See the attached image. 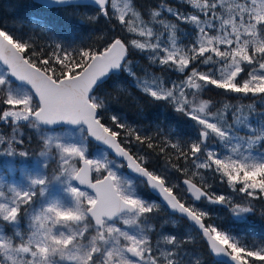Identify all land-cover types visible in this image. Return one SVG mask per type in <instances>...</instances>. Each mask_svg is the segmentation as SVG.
I'll use <instances>...</instances> for the list:
<instances>
[{"label": "snow or ice", "instance_id": "6c2138e0", "mask_svg": "<svg viewBox=\"0 0 264 264\" xmlns=\"http://www.w3.org/2000/svg\"><path fill=\"white\" fill-rule=\"evenodd\" d=\"M182 2L193 11L181 12L167 0L147 13L137 10L133 0H91L98 12L87 20L115 18L136 37L114 36L101 47L55 43L46 53L0 24V122L11 128L10 135L0 133V157L5 158L0 164V264H202L200 256L184 250L195 237L156 231L152 214L159 205L141 195V184L191 222L210 253L222 258L218 264L264 262V244L249 246L231 227L206 225L210 213L195 204H227L238 222L254 212L250 201L233 204L231 197L210 192L208 172L219 174L234 192L264 199V112L256 114L252 104L223 102L217 108L202 98L209 86L264 97V0ZM36 3L68 7L75 0ZM30 22L51 30L43 17ZM180 23L191 25L192 32ZM133 50L147 52L150 65L185 74L184 79L169 85L147 69L138 75L130 59ZM122 73L131 87L153 101L167 102L198 125L196 138L183 143L165 139L159 146L118 115L105 122V113L128 89L116 82L112 91L98 92ZM23 127L37 134V150L23 147ZM242 130L245 134L239 135ZM92 140L126 163L110 160L101 149L99 155L91 154ZM132 140L148 149L159 147L161 153L171 148L186 166L169 161L160 171L149 170L147 156L125 146ZM13 163L21 166L19 183L8 180ZM125 166L134 175L120 174ZM169 167L188 177L181 183L191 205L175 191L179 184L167 175Z\"/></svg>", "mask_w": 264, "mask_h": 264}, {"label": "trees", "instance_id": "16d2710c", "mask_svg": "<svg viewBox=\"0 0 264 264\" xmlns=\"http://www.w3.org/2000/svg\"><path fill=\"white\" fill-rule=\"evenodd\" d=\"M160 2L161 0H133L137 10L143 13H147L150 8L155 7ZM167 3L173 8L176 7L193 11L188 5L180 1L167 0ZM88 7V5L74 4V6L68 7L42 8L34 0H0V24H6L9 29H15L17 34L30 38L38 47H42L46 53L54 49L55 43H62L65 46L71 44L82 47H101L107 40L112 38V35L133 38L131 34L123 31L122 26L118 24L115 18L107 19L100 16L94 22L87 20V16L95 15L98 12V9L95 14L92 11H87L86 9ZM86 12H92L93 14L88 15ZM36 16L43 17L48 22L51 30H43L37 24L31 23V19ZM167 19L177 22L170 15L167 16ZM179 26L188 33L192 32L191 25L180 23ZM50 45L52 48L49 47ZM148 56L147 52H139L136 50L131 52L130 59L138 66L136 68L138 75L143 74L142 69H147L149 72H153L157 76L162 77L166 84L169 85L171 80L181 81L184 79L185 74H181L167 67H161L157 64L150 65ZM198 66L202 71L207 70V66ZM115 78L116 76L111 77L98 94L102 95L104 91H112L114 85L112 79ZM119 78L131 90L128 89L127 94L121 96L120 102L118 104L114 103L110 111L105 113V122L110 123L109 117L111 115H118L122 122H126L133 128H136L142 135L152 136L153 143L159 146H163L165 139L172 140L173 142L176 139H180L183 143L184 141L196 138V129L199 126L195 125L193 121L183 114L175 112L167 102L153 101L138 89L131 87V79L126 74L122 73ZM202 98L211 99L217 108L223 102H228L231 105L242 104L245 106L252 104L255 105V111L260 113L264 112V105L262 104L263 97L261 96L254 97L251 94L244 96L243 94L226 93L224 90L209 86L202 93ZM0 107H3V105H0ZM229 120L231 121V113L229 114ZM21 130L24 132V138L28 139H24L23 147L29 148L30 150H37L39 148V141L36 133L27 127H23ZM0 133L10 135L11 128L0 122ZM121 143L123 144V134ZM125 146L129 147L133 154L147 156L148 164L146 166L150 170L160 171L165 168L169 161L170 163L178 164L180 167L186 166L183 158L176 159V153L171 148L161 153L159 147L148 149L146 144L140 145L134 140H132L131 144ZM108 157L114 159L111 155ZM190 164L191 161H188L187 165L189 167ZM124 169L128 172L126 166ZM167 175L173 183L179 184V188L175 189V191L181 196L180 190L184 189L181 181L188 177L184 173L178 172L170 167L168 168ZM210 181L211 187L208 189L210 192L215 185H218L221 193L230 195L233 204H246L250 201L254 205V212L247 215L246 222H238L231 212L229 205L219 204L217 211L213 212L218 215H212L210 213L209 217L205 219V223L222 226L224 228H233L237 233L243 235L244 241L248 245L251 243L264 244V199H251L244 193L234 192L227 183L221 180L219 174H211ZM143 190L145 196L149 199H157L146 184H143ZM182 199L188 205L190 202H193L187 194ZM161 206V209L155 212L154 217L152 214L153 223L157 225L156 231L158 232V229H162L165 233L177 235L178 238L186 236V228L189 227L187 220L178 215L170 214L164 205ZM162 215L163 217L174 216L179 218V220L176 224L168 222L161 227L160 218ZM184 250L189 256H200L202 258V264H218L210 253L208 244L201 235H199L197 241L186 244ZM263 263L260 262V264Z\"/></svg>", "mask_w": 264, "mask_h": 264}, {"label": "rangeland", "instance_id": "374dc122", "mask_svg": "<svg viewBox=\"0 0 264 264\" xmlns=\"http://www.w3.org/2000/svg\"><path fill=\"white\" fill-rule=\"evenodd\" d=\"M176 1H180V2H182V0H176ZM89 7L86 9L87 11H92V12H94V14L97 12V8L96 7H94V6H91V5H88ZM174 8H176V7H174ZM177 9H179L181 12H192L191 10H184V9H181V8H177ZM92 12H86L88 15H91V14H93ZM96 15V14H95ZM115 35H112V37H114ZM133 38H136V37H133ZM192 37H189V39H191ZM149 55V54H148ZM0 66H2V65H0ZM116 82H120V83H122L123 84V86L124 87H126L127 89H129V90H131L130 88H129V86L127 85V84H125L124 82H122V80L119 78V77H116L115 79H112V83H116ZM172 82H179V81H176V80H171V82H170V84L172 83ZM262 101H264V97H263V99H262ZM263 105H264V103H262ZM255 113L256 114H259L260 112H257V111H255ZM22 131V130H21ZM23 132V131H22ZM245 134V131H241L240 133H239V135H244ZM23 135H24V132H23ZM36 137L38 138V136H37V134H36ZM24 139H27V138H24ZM28 140V139H27ZM212 147L214 148V149H217V150H221L222 151V149H220L219 148V146L218 145H216L215 143H213L212 144ZM98 149H101V150H104V151H106L107 152V154H108V156L110 155L109 153H108V151L107 150H105L104 148H102V147H100V146H98V145H96V144H94L92 141H90V143H89V152L91 153V154H93V155H99V152H98ZM145 156V155H144ZM109 158V157H108ZM110 160H116L117 161V163L118 164H124L123 162H121V161H119L118 159H116V158H114V159H111V158H109ZM4 160H5V158L4 157H0V164H3V162H4ZM11 167L13 168V169H15V171H12L9 175H8V180L11 182V181H15V182H17V183H19L21 180H22V173L20 172V165L19 164H17V163H13L12 165H11ZM127 169V168H126ZM203 171V170H202ZM119 172H120V174H122V175H125V176H129V175H132L129 171L127 172L125 169H124V167H122V168H120L119 169ZM211 174L212 173H210V172H208V173H205V176H206V178H207V182L211 185V181H210V176H211ZM96 176V174L94 173V177ZM138 191L141 193V195L145 198V199H147V200H150V201H154V202H156L158 205H159V209H161V205H163L162 203H161V201L159 200V199H153V198H148V197H146L145 196V194H144V190H143V184H141V185H139V187H138ZM181 192H180V195L182 196V197H185V194L186 193H183L184 192V189L183 190H180ZM211 192H213V193H216L217 195H220V194H223V195H225L226 197H230V195L229 194H224V193H221L220 191H219V186L218 185H215V187L213 188V189H211ZM193 202H190V204L189 205H191ZM195 204H196V207L197 208H203L204 210H206V211H208L209 213H211L212 215H218V214H216V213H213L214 211H217V207L219 208V204H207V202H195ZM158 214V213H157ZM155 216V213H153V217ZM153 217H152V219H153ZM178 220H179V218H176V217H174V216H166V217H163V215H162V217L160 218V224H161V227H162V225L164 226L165 224H167L168 222H171L172 224H176L177 222H178ZM21 226H22V228H26V223L22 220V222H21ZM160 228V227H159ZM5 230L9 233V234H11V229L7 226V225H5ZM162 229H158V232H160ZM186 232H187V235H191V236H193V237H195V241H197L198 240V237H199V233L192 227V226H189L188 228H186ZM253 245V243H251L249 246H252ZM257 245H260V244H257ZM256 264H260V262H256ZM264 264V263H263Z\"/></svg>", "mask_w": 264, "mask_h": 264}, {"label": "water", "instance_id": "95a60500", "mask_svg": "<svg viewBox=\"0 0 264 264\" xmlns=\"http://www.w3.org/2000/svg\"><path fill=\"white\" fill-rule=\"evenodd\" d=\"M34 1H36V0H34ZM75 4H77V5H91V6H94V7H96L94 4H92L91 3V0H75ZM54 7H61V6H54ZM97 8V7H96ZM64 127H67V126H64ZM92 142L94 143V144H96V145H98V146H100V147H102V148H104L105 150H107L108 151V153L109 154H111L113 157H115L116 159H118L119 161H121V162H123V163H126L125 161H123L122 160V158H119V157H117L111 150H109V149H107L106 148V146H103V145H101L99 142H97V141H94V140H92ZM127 168V167H126ZM127 170L131 173V171L127 168ZM150 170V169H149ZM132 174V173H131ZM132 175H134V174H132ZM94 177V176H93ZM148 186V185H147ZM81 187H84V186H81ZM148 188H149V190L162 202V199H161V197L155 192V191H153L149 186H148ZM88 191H91L90 189H87ZM162 204L166 207V209L169 211V213H171V214H176V215H179L180 217H182L181 216V214H179V213H173L167 206H166V204H164L163 202H162ZM182 218H184V217H182ZM186 219V218H185ZM187 220V219H186ZM188 221V223L192 226V224H191V222L189 221V220H187ZM206 224V223H205ZM207 225V224H206ZM193 227V226H192ZM194 228V227H193ZM197 230V229H196ZM198 231V230H197ZM199 232V231H198ZM200 234V233H199ZM203 238V237H202ZM204 239V238H203ZM205 241V240H204ZM214 257V259L216 260V261H218L219 259H222V258H217V257H215V256H213Z\"/></svg>", "mask_w": 264, "mask_h": 264}]
</instances>
